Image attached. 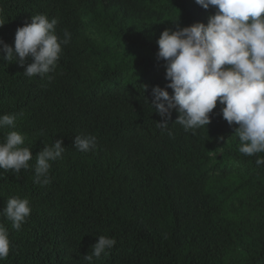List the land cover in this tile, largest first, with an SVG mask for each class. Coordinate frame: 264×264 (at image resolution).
Segmentation results:
<instances>
[{
	"label": "trees",
	"instance_id": "16d2710c",
	"mask_svg": "<svg viewBox=\"0 0 264 264\" xmlns=\"http://www.w3.org/2000/svg\"><path fill=\"white\" fill-rule=\"evenodd\" d=\"M214 12L195 0H0V41L14 47L36 14L56 18L59 36L71 33L44 76L23 74L31 57L25 66L0 58V115L17 116L0 142L20 132L33 155L18 174L0 169L11 241L0 264H88L100 235L116 244L93 264H264V153L239 152L219 101L195 131L175 123V109L162 129L150 105L153 86L173 92L156 58L162 31L176 20L207 24ZM78 135L95 136L96 147L79 151ZM58 139L65 151L51 183L38 184L36 155ZM14 196L31 206L20 230L2 214Z\"/></svg>",
	"mask_w": 264,
	"mask_h": 264
},
{
	"label": "clouds",
	"instance_id": "9594fccd",
	"mask_svg": "<svg viewBox=\"0 0 264 264\" xmlns=\"http://www.w3.org/2000/svg\"><path fill=\"white\" fill-rule=\"evenodd\" d=\"M195 2L204 9H215L208 23L180 27L176 20V28H166L157 40L156 58L165 62L167 87L173 90L170 94L159 85L152 87L150 105L162 117L158 124L166 129L175 109V123L185 131L207 127L210 113L219 101L223 105L222 117L230 126L237 125L239 152L247 156L264 153V0ZM4 23L0 19V26ZM57 23L56 18L49 20L46 14L32 15L30 23L17 29L14 47L0 41V58L25 66L31 57L32 62L26 64L23 72L30 78L53 72L64 46L71 40L67 31L62 37L57 34ZM16 120L15 114L0 115V130L14 128ZM24 145L22 133L7 132L0 142V169L16 174L28 169L33 155ZM62 145V139H58L36 155L34 182L51 183L49 172L52 162L65 151ZM74 146L81 152L91 151L96 147V137L75 136ZM256 164L264 165V157L257 156ZM2 214L13 228L20 230L31 214L30 202L27 198L11 197ZM10 244L8 229L0 223V260L8 257ZM115 244V238L100 235L91 254L84 255V259L93 264V257L108 255L107 250Z\"/></svg>",
	"mask_w": 264,
	"mask_h": 264
},
{
	"label": "rangeland",
	"instance_id": "374dc122",
	"mask_svg": "<svg viewBox=\"0 0 264 264\" xmlns=\"http://www.w3.org/2000/svg\"><path fill=\"white\" fill-rule=\"evenodd\" d=\"M220 142H218V144H219Z\"/></svg>",
	"mask_w": 264,
	"mask_h": 264
}]
</instances>
